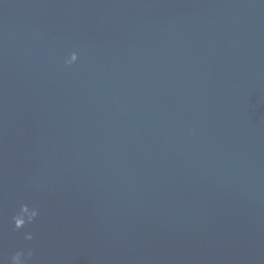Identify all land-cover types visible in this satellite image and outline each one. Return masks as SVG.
<instances>
[{"label":"water","instance_id":"obj_1","mask_svg":"<svg viewBox=\"0 0 264 264\" xmlns=\"http://www.w3.org/2000/svg\"><path fill=\"white\" fill-rule=\"evenodd\" d=\"M26 246L264 264V0H0V264Z\"/></svg>","mask_w":264,"mask_h":264},{"label":"clouds","instance_id":"obj_2","mask_svg":"<svg viewBox=\"0 0 264 264\" xmlns=\"http://www.w3.org/2000/svg\"><path fill=\"white\" fill-rule=\"evenodd\" d=\"M78 56L76 53L70 54L65 58V64L71 66L77 62ZM39 215V210L35 207L30 208L27 205H22L16 214L12 217L14 231L19 232L27 225L32 224ZM34 236L31 232L24 233L25 241H33ZM35 257V249L30 246L22 247L14 251L9 257L8 264H33Z\"/></svg>","mask_w":264,"mask_h":264}]
</instances>
